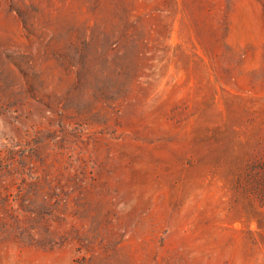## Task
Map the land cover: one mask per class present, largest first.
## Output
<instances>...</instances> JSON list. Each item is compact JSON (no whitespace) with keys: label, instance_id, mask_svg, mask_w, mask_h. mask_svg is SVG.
Wrapping results in <instances>:
<instances>
[{"label":"rangeland","instance_id":"obj_1","mask_svg":"<svg viewBox=\"0 0 264 264\" xmlns=\"http://www.w3.org/2000/svg\"><path fill=\"white\" fill-rule=\"evenodd\" d=\"M0 264H264V0H0Z\"/></svg>","mask_w":264,"mask_h":264}]
</instances>
